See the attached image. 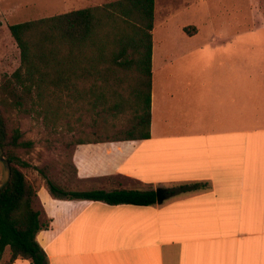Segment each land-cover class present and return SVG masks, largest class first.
Returning a JSON list of instances; mask_svg holds the SVG:
<instances>
[{"label": "crops", "instance_id": "crops-1", "mask_svg": "<svg viewBox=\"0 0 264 264\" xmlns=\"http://www.w3.org/2000/svg\"><path fill=\"white\" fill-rule=\"evenodd\" d=\"M157 28L150 137L77 145L79 186L68 190H111L114 177L167 197L109 204L42 185L50 224L36 238L49 264H264V52L216 39L196 67V33L157 38Z\"/></svg>", "mask_w": 264, "mask_h": 264}, {"label": "trees", "instance_id": "trees-1", "mask_svg": "<svg viewBox=\"0 0 264 264\" xmlns=\"http://www.w3.org/2000/svg\"><path fill=\"white\" fill-rule=\"evenodd\" d=\"M155 0H112L9 26L20 50V65L0 83V140L12 174L0 190V255L7 264L28 259L49 264L37 234L50 224L39 205L38 189L27 178L18 149L23 141L11 113L40 120L66 136L67 147L150 137ZM183 30L193 35L196 27ZM88 116L89 121L83 117ZM56 197L109 204L149 205L155 190L124 188L67 190L47 178Z\"/></svg>", "mask_w": 264, "mask_h": 264}, {"label": "rangeland", "instance_id": "rangeland-1", "mask_svg": "<svg viewBox=\"0 0 264 264\" xmlns=\"http://www.w3.org/2000/svg\"><path fill=\"white\" fill-rule=\"evenodd\" d=\"M108 1L112 0H0V83L4 75H11L20 65V50L10 25ZM155 13L157 38L178 36L184 25L196 27L193 45L205 47L195 53L196 67L209 62L206 53L216 39L232 38L231 51L243 55L264 52V0H155ZM11 118L22 131V140L33 142L32 148L21 147L18 152L27 163L23 167L27 178L37 189L48 187L47 178L67 190L78 187L72 159L76 146L65 145L66 133H50L40 120L19 110L13 111ZM83 119L89 121L88 116ZM109 181L117 183L116 187L121 185L114 177ZM9 257L7 249L0 255V264H7Z\"/></svg>", "mask_w": 264, "mask_h": 264}, {"label": "water", "instance_id": "water-1", "mask_svg": "<svg viewBox=\"0 0 264 264\" xmlns=\"http://www.w3.org/2000/svg\"><path fill=\"white\" fill-rule=\"evenodd\" d=\"M12 174V168L10 161L5 155L3 150L1 140H0V190L4 188V186L9 182ZM157 202L162 203L167 195L163 188H158L156 190Z\"/></svg>", "mask_w": 264, "mask_h": 264}]
</instances>
